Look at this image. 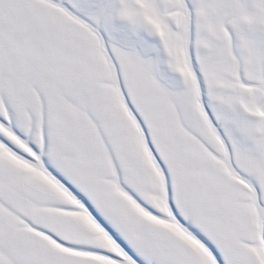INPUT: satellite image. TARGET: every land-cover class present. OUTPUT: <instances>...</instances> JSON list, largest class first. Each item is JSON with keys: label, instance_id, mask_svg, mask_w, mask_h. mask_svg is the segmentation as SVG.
<instances>
[{"label": "snow or ice", "instance_id": "obj_1", "mask_svg": "<svg viewBox=\"0 0 264 264\" xmlns=\"http://www.w3.org/2000/svg\"><path fill=\"white\" fill-rule=\"evenodd\" d=\"M0 264H264V0H0Z\"/></svg>", "mask_w": 264, "mask_h": 264}]
</instances>
